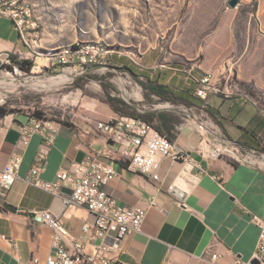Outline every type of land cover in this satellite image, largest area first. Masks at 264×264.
Masks as SVG:
<instances>
[{
  "label": "crops",
  "instance_id": "crops-1",
  "mask_svg": "<svg viewBox=\"0 0 264 264\" xmlns=\"http://www.w3.org/2000/svg\"><path fill=\"white\" fill-rule=\"evenodd\" d=\"M174 51L171 55L181 60L194 56L183 48ZM35 52L22 39L13 20L0 16V68L11 54L32 60ZM174 61L173 66H165L166 70L147 68L137 72L134 68V73L141 80L168 85L176 93L204 75L187 70L180 60ZM225 62L234 66L238 79L246 83L259 75L256 71L238 72L234 57L224 58L220 64ZM135 84L139 89L134 86V110L155 112L156 122H160V115L174 116L173 141L189 159L158 155L159 178L154 179L150 174L137 172L119 156L98 155L109 143L96 121L114 118L119 113L108 102L88 101L84 107L73 108L67 118L52 120L55 141L45 169L38 171L34 167L42 136L33 134L28 144L20 137L22 124L31 116L9 113L0 117V168L15 153H21L23 158L2 208L0 264H30L34 258L44 261L51 253L53 230L31 218L34 210L49 209L74 235L82 234L83 224L93 220L94 215L85 207L66 205L62 196L36 186L34 181L37 177L54 181L73 162L91 157L108 161L116 170V176L104 188L119 205L147 211L141 231L127 234L119 241L111 236L96 240L106 245L108 256L118 258L121 264H248L254 260L261 228L253 216L264 220V92L259 101L210 93L201 107L188 108L159 101L156 95L148 99L143 87ZM123 100L131 105L127 98ZM193 108L202 110L201 116L208 114L210 121H206L243 149L260 152L261 162L248 164L226 156L214 161L205 159L199 152L202 134L187 120L191 115L199 118ZM211 137L217 139L213 134ZM2 234L10 236L13 242L2 239ZM213 254L217 258L213 259Z\"/></svg>",
  "mask_w": 264,
  "mask_h": 264
},
{
  "label": "rangeland",
  "instance_id": "rangeland-1",
  "mask_svg": "<svg viewBox=\"0 0 264 264\" xmlns=\"http://www.w3.org/2000/svg\"><path fill=\"white\" fill-rule=\"evenodd\" d=\"M25 1L38 23L36 35L30 38L36 52L30 70L0 68V105L7 106L9 113L37 116L42 112L47 119L63 120L73 108L84 107L88 101L108 102L109 93L121 100L127 98L131 105L126 103L123 108L134 112V86L139 89L135 84L139 82L127 67L137 72L166 70L165 66L180 60L187 70L202 76L230 57L237 59L238 72L259 74L251 83L238 77L235 81L240 89L261 100L264 39L256 30L255 6L247 0L235 8L228 6V0ZM88 43L102 46L104 52L86 68L78 61H58L62 51ZM177 47L194 56L183 60L172 56ZM63 75L68 76L66 81L61 79ZM193 110L202 121H210L208 114L200 115L202 110ZM215 130L221 139L234 142ZM211 143L212 147L218 144ZM212 153L207 149L205 159L216 160ZM256 154L263 159L264 154Z\"/></svg>",
  "mask_w": 264,
  "mask_h": 264
},
{
  "label": "built area",
  "instance_id": "built-area-1",
  "mask_svg": "<svg viewBox=\"0 0 264 264\" xmlns=\"http://www.w3.org/2000/svg\"><path fill=\"white\" fill-rule=\"evenodd\" d=\"M247 1L255 6L253 15L256 30L264 39V0ZM0 16L12 19L22 39L31 43V34L36 35L38 23L34 20L33 8L25 0H0ZM103 52L102 46L88 43L64 50L57 55V58L61 64L78 61L82 68H86L97 55ZM5 65H12L11 71H22L17 64H13L10 57L6 59ZM236 77H238L236 68L230 67L226 62L222 63L217 69L206 72L200 78L196 94L203 100H207L210 93L214 92L222 93L226 97L243 96L247 100L257 101L252 93L240 89L238 82L235 81ZM187 120L202 134L199 152L204 158L208 149L213 152L212 156L215 159L225 155L237 162L248 164L261 162L262 159L256 151L244 150L236 142H227L218 137L215 126H211L209 122L202 121L195 115L188 116ZM96 125L109 143L108 146L98 151V155L119 156L137 172L150 174L154 179L159 178L156 173L158 155L168 156L174 160L187 161L189 159L188 154L180 149L172 139L140 116L118 115L107 120L99 119ZM33 134H40L43 138L34 167L38 171H43L56 136L55 129L52 127V119L31 116L29 121L21 126V141L28 144ZM212 134L217 139H212ZM211 141H217L218 146L212 147ZM22 160V154L15 153L0 168V219L8 194L18 177ZM116 174V170L108 161L91 157L73 162L70 168L61 170L54 181H46L38 177L35 179L36 186L62 196L68 206L87 208L94 215V219L86 221L82 226V234L76 236L63 224L61 218L49 209L32 211L31 218L35 222L49 226L53 230L54 237L53 249L49 256L44 261L34 258L30 264H121L118 258L106 254L107 247L104 243H98L96 240L111 236L119 241L127 234L141 231L147 211L137 206H121L106 191L104 186ZM64 187L70 188L72 194L64 193L62 191ZM253 219L261 228L253 259L257 260L258 264H264V220L257 215H254ZM1 238L13 242L12 238L5 234H2ZM217 256L213 254V259Z\"/></svg>",
  "mask_w": 264,
  "mask_h": 264
},
{
  "label": "trees",
  "instance_id": "trees-1",
  "mask_svg": "<svg viewBox=\"0 0 264 264\" xmlns=\"http://www.w3.org/2000/svg\"><path fill=\"white\" fill-rule=\"evenodd\" d=\"M10 58L13 64H17L22 70H30L34 64L31 59H20L17 55L11 54ZM6 66V65H5ZM10 69H13L12 65H8ZM129 71L136 76L137 81L143 87L145 91V96L148 99H151L150 95H156L159 97V101H168L175 105H184L186 107H201L202 98L197 96L196 89L200 84V79H195L191 85L182 90L181 93L174 92L168 85L163 83H159L158 81L153 80H141L137 78V74L134 73L133 68H129ZM108 102L111 106L119 113V115H133L140 116L145 119L148 123L154 126L158 131L162 134H166L170 139L173 140V132L174 129V121L175 117L172 115H160L158 120L160 122H156L155 118L157 114L155 112H127L124 110L123 106H127L124 100L118 99L115 96L108 94ZM119 103V104H118ZM121 106V107H120ZM209 111V110H208ZM211 113V111H209ZM9 114V109L7 106L0 105V117ZM43 115L42 112H37V116L41 117Z\"/></svg>",
  "mask_w": 264,
  "mask_h": 264
},
{
  "label": "water",
  "instance_id": "water-1",
  "mask_svg": "<svg viewBox=\"0 0 264 264\" xmlns=\"http://www.w3.org/2000/svg\"><path fill=\"white\" fill-rule=\"evenodd\" d=\"M241 0H228L227 3H228V6L231 7V8H235L239 5ZM62 191L66 194H72V190L70 188H62ZM252 264H258V261L257 260H253L252 261Z\"/></svg>",
  "mask_w": 264,
  "mask_h": 264
},
{
  "label": "bare ground",
  "instance_id": "bare-ground-1",
  "mask_svg": "<svg viewBox=\"0 0 264 264\" xmlns=\"http://www.w3.org/2000/svg\"><path fill=\"white\" fill-rule=\"evenodd\" d=\"M61 79L66 81L68 79V76L67 75H63V76H61Z\"/></svg>",
  "mask_w": 264,
  "mask_h": 264
}]
</instances>
